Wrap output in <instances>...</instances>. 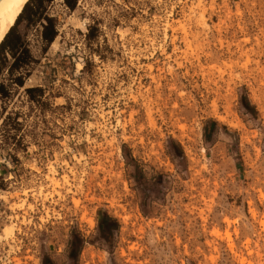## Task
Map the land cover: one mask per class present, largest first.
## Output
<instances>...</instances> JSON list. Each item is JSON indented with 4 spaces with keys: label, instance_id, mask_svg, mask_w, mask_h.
I'll return each instance as SVG.
<instances>
[{
    "label": "rangeland",
    "instance_id": "374dc122",
    "mask_svg": "<svg viewBox=\"0 0 264 264\" xmlns=\"http://www.w3.org/2000/svg\"><path fill=\"white\" fill-rule=\"evenodd\" d=\"M47 11L56 40L18 23L39 62L0 99L17 264H264V0Z\"/></svg>",
    "mask_w": 264,
    "mask_h": 264
},
{
    "label": "trees",
    "instance_id": "16d2710c",
    "mask_svg": "<svg viewBox=\"0 0 264 264\" xmlns=\"http://www.w3.org/2000/svg\"><path fill=\"white\" fill-rule=\"evenodd\" d=\"M53 0H29L23 11L17 18L15 24L9 30L0 45V59L3 58L5 63L0 66V99L10 100L14 90L25 86L26 79L31 75L35 65L39 59L34 55L30 42L25 34H22L18 29V23L24 18L26 26H41L40 41L43 45V51L47 52L51 44L56 40L59 34V22L57 18L51 16L47 11V6ZM68 7L74 10L77 5V0H65ZM94 27L89 25L88 38L96 40L98 35L93 34ZM30 100L38 104L44 103V90L39 86L28 87L25 89ZM2 114V115H1ZM4 112L0 113L4 116ZM11 115L7 114L3 118L2 125L8 124ZM216 125V122H214ZM108 222L112 225L114 218L105 215L102 218L103 222Z\"/></svg>",
    "mask_w": 264,
    "mask_h": 264
},
{
    "label": "bare ground",
    "instance_id": "6f19581e",
    "mask_svg": "<svg viewBox=\"0 0 264 264\" xmlns=\"http://www.w3.org/2000/svg\"><path fill=\"white\" fill-rule=\"evenodd\" d=\"M28 1L29 0H0V45L9 30L15 24ZM4 231L6 235H10L13 232V228L6 227Z\"/></svg>",
    "mask_w": 264,
    "mask_h": 264
},
{
    "label": "built area",
    "instance_id": "2783aa9c",
    "mask_svg": "<svg viewBox=\"0 0 264 264\" xmlns=\"http://www.w3.org/2000/svg\"><path fill=\"white\" fill-rule=\"evenodd\" d=\"M14 236L0 240V264H17L16 258H20L18 256L20 246L15 243Z\"/></svg>",
    "mask_w": 264,
    "mask_h": 264
}]
</instances>
